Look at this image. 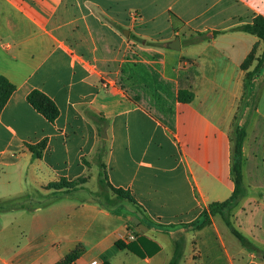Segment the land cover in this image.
<instances>
[{
    "label": "crops",
    "instance_id": "1",
    "mask_svg": "<svg viewBox=\"0 0 264 264\" xmlns=\"http://www.w3.org/2000/svg\"><path fill=\"white\" fill-rule=\"evenodd\" d=\"M258 16L264 0H0V77L16 86L0 116V188L22 191L0 193V208L26 192L52 194L62 178L85 179L79 188H87L88 176L100 182L102 162L106 183L131 191L142 211L129 216L89 199L70 202L59 218L42 207L2 209L0 218L27 215L12 218V233L2 227L0 264H58L78 248L72 264H171L182 239L179 264H261L246 248L203 250L190 226L235 191L231 129L246 74L264 53L242 27ZM177 39L180 50L170 47ZM181 89L192 102L179 100ZM33 90L58 106L54 123L29 104ZM44 140L35 158L26 145Z\"/></svg>",
    "mask_w": 264,
    "mask_h": 264
},
{
    "label": "rangeland",
    "instance_id": "2",
    "mask_svg": "<svg viewBox=\"0 0 264 264\" xmlns=\"http://www.w3.org/2000/svg\"><path fill=\"white\" fill-rule=\"evenodd\" d=\"M130 36L135 42H141V38L135 35ZM262 68L264 69V62ZM263 69L254 76L252 88L244 91L243 99L240 102L231 129L232 169L234 163L239 160L235 152L238 134L239 132L245 134L242 144V156L240 159L242 178L237 186L235 175H233V181L235 183L234 198L221 213L217 214L212 219V223L215 221L219 230L215 228V230L213 229L203 234V237H198L196 234L198 230L190 225L195 231V244H198V238L201 239L202 244L199 247L203 250L218 247L223 248L225 247L224 244L228 249L246 248L257 256L261 264H264V76L257 81L256 78L260 77ZM101 164L102 162L99 163L101 173L103 174L102 177L100 176V181L102 183H97V181L93 182L91 180L92 175L88 176L86 179L90 183L87 185V188H84L86 186L83 188H75L71 192L79 191L78 193H74L70 196L64 195L57 199H53V197L65 194V190L57 191L48 187V189L52 190V194H47L45 192L40 194L36 192H26V194L28 193L32 196L24 198L23 202L18 206H21L22 209L25 208L32 211L35 208L42 207L44 209L42 212L43 215L52 211L47 214L48 218H59L62 216L64 206H68L70 202L81 203L89 199L97 200L102 203L106 202L110 206L116 204L117 210L131 212L129 216L133 214L134 211L142 213L141 209L138 210L130 202L118 199L112 194L107 186L106 177L104 175L105 172ZM80 189L84 190L80 191ZM101 189H104L109 194V198L104 197L101 193ZM0 193L6 198H8V196L17 197L22 195V191L19 187L7 184L1 186ZM2 209L3 208H1V210ZM35 211L36 210L33 212ZM22 215L27 214H23V212H4L3 218H0V231H2V227L8 226V228L11 227L9 232L12 233V218ZM201 220L203 219H200V221ZM23 227L26 226L23 225ZM18 230H16L15 233H18ZM218 231L221 233L223 241H215V238L219 239L221 237L218 235ZM14 238L17 239V236L14 235ZM182 240L176 241V257L174 264H179L182 259V251L184 249ZM197 248L198 246H194V252H196L194 257L196 259L201 257L200 251H197Z\"/></svg>",
    "mask_w": 264,
    "mask_h": 264
},
{
    "label": "trees",
    "instance_id": "3",
    "mask_svg": "<svg viewBox=\"0 0 264 264\" xmlns=\"http://www.w3.org/2000/svg\"><path fill=\"white\" fill-rule=\"evenodd\" d=\"M242 30L245 32L257 35L264 42V17H261V16L256 17L254 19L253 24L243 26ZM256 50H257V47L255 46L252 53L250 54V56L243 63L242 68L244 70H247L251 66L252 62L254 61V55L256 53ZM263 59H264V53H263L261 59H258V64L255 67L254 71L248 72L246 74V77L244 80L245 90H249L250 88H252L254 76L259 71H261L263 69L262 68V65L264 62ZM15 90H16V86L14 84H12L6 77H3V76L0 77V116H1V114L5 108L6 104L8 103L10 97L15 92ZM193 99H194V93L193 92H191L189 90H184V89L180 90L179 100L181 102L190 103L193 101ZM27 100H28L29 104L36 111H38L40 114H42L46 119H48L52 123H54L60 115V110H59L58 106L56 105V103L49 96H47L44 92H42L40 90H33L28 95ZM237 132H238V130H237ZM244 137H245V134L243 132H239L238 137H237V141H236V145H235V152H236V155H237L239 160L236 161L233 165L232 178H233V175H235V179H236V183H237L236 186L239 185L240 180L242 178L240 159L242 156V144H243ZM26 146L32 152V154L34 155L35 158H40L42 156L46 146H47V140H44L37 145L27 144ZM101 175L103 176V174H101ZM233 180H234V178H233ZM84 182H85V179H80L77 181L69 182L66 178H62V179H60V181L50 184L49 187L51 189H55L58 191L59 190H66V192H71L75 188H79L82 184H84ZM107 186L109 187L110 191L112 192V194L116 198L126 200V201L130 202L132 205H134L138 210L141 209V207L138 205V202L135 199V197L133 196L131 191L125 190L122 188H115L110 184L109 185L107 184ZM102 188H103V186H102ZM101 191H102L101 193L104 195V197L109 198V194L104 189L103 190L101 189ZM233 198H234V194L232 195V197L229 200H227L225 202L211 203L210 206L201 214L200 218H198L195 222H193L191 224V226L193 228L195 227V229H197V230H202V229L208 227L209 225H211L213 217H215L217 214L221 213L223 211V209H225L230 204V202L233 200ZM100 204L105 209H113V208L116 209V204L114 206H110L106 202L105 203L100 202ZM17 206H18L17 203L13 201V202H9L5 206H3V209L11 210V209L16 208ZM0 210H1V208H0ZM200 219H203V220L200 221ZM130 223L133 227L136 226L135 223H133V222H130ZM135 234H137V233H135ZM116 245L120 249H126V248H128L130 250L133 249L132 248L133 246L126 245L122 241H118L116 243ZM81 253H82V249L78 248V249L74 250L72 253H70L63 261L59 262L58 264H72L80 257ZM175 257H176V255H175ZM175 257H174V260L172 261L171 264H174ZM103 264H110V263L105 262Z\"/></svg>",
    "mask_w": 264,
    "mask_h": 264
},
{
    "label": "water",
    "instance_id": "4",
    "mask_svg": "<svg viewBox=\"0 0 264 264\" xmlns=\"http://www.w3.org/2000/svg\"><path fill=\"white\" fill-rule=\"evenodd\" d=\"M128 35V33H126ZM170 47L174 50H180L181 49V42L180 39H177L176 41L172 42L170 44ZM133 222L138 226V231L143 232V230H146V227L141 224L140 220L137 218H133Z\"/></svg>",
    "mask_w": 264,
    "mask_h": 264
},
{
    "label": "built area",
    "instance_id": "5",
    "mask_svg": "<svg viewBox=\"0 0 264 264\" xmlns=\"http://www.w3.org/2000/svg\"><path fill=\"white\" fill-rule=\"evenodd\" d=\"M135 18H137V17H135ZM130 239L134 240V239H136V236L133 234V235H131ZM90 264H100V263H98L97 261H93Z\"/></svg>",
    "mask_w": 264,
    "mask_h": 264
}]
</instances>
